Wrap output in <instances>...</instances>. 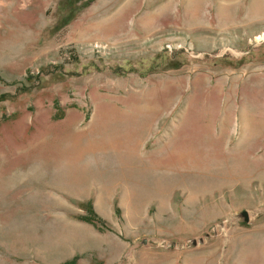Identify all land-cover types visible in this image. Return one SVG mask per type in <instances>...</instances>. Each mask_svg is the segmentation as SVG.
Returning a JSON list of instances; mask_svg holds the SVG:
<instances>
[{
	"label": "rangeland",
	"instance_id": "obj_1",
	"mask_svg": "<svg viewBox=\"0 0 264 264\" xmlns=\"http://www.w3.org/2000/svg\"><path fill=\"white\" fill-rule=\"evenodd\" d=\"M0 264H264V0H0Z\"/></svg>",
	"mask_w": 264,
	"mask_h": 264
},
{
	"label": "bare ground",
	"instance_id": "obj_2",
	"mask_svg": "<svg viewBox=\"0 0 264 264\" xmlns=\"http://www.w3.org/2000/svg\"><path fill=\"white\" fill-rule=\"evenodd\" d=\"M254 1V0H253ZM255 2H256V0H255Z\"/></svg>",
	"mask_w": 264,
	"mask_h": 264
}]
</instances>
